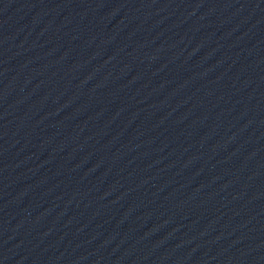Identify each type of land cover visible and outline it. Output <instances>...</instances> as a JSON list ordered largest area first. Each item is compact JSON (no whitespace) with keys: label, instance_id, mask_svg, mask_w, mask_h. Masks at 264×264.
<instances>
[{"label":"water","instance_id":"95a60500","mask_svg":"<svg viewBox=\"0 0 264 264\" xmlns=\"http://www.w3.org/2000/svg\"><path fill=\"white\" fill-rule=\"evenodd\" d=\"M0 264H264V0H0Z\"/></svg>","mask_w":264,"mask_h":264}]
</instances>
